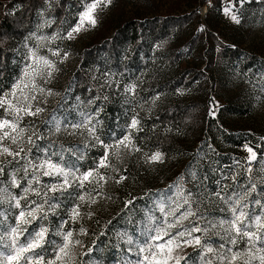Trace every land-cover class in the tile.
Masks as SVG:
<instances>
[{"label": "trees", "instance_id": "1", "mask_svg": "<svg viewBox=\"0 0 264 264\" xmlns=\"http://www.w3.org/2000/svg\"><path fill=\"white\" fill-rule=\"evenodd\" d=\"M207 1L211 3L206 11L205 30L189 32L190 23L201 17L200 10L192 8L190 14L183 16L125 22L111 35L108 33L84 49L74 73L72 92L83 112L94 116V137L99 139L83 150L80 160L72 157L70 162L66 158L63 162L81 174L100 169L106 146L130 133L141 152L162 154L160 168L184 159L187 178H192L195 191L206 196L210 211L217 216H222L225 205L216 204L215 199L219 198L214 193L221 192L226 199L235 198L249 186V179L257 190L249 194L248 209L256 206L252 201L261 202L264 176L258 178L263 181L259 184L256 174L264 168V123L252 129L236 128L234 123L251 115L256 95L264 92L263 52H259V44L247 50L241 44L219 41L211 22L222 12L223 0L202 3ZM89 2L0 0V97L18 79L22 68L20 46L34 30L40 11L50 3L47 15L54 22L49 32L66 34ZM247 4L264 16V0ZM203 65L204 70L200 69ZM100 74L110 76L109 89L101 87ZM124 87L134 91L125 96L121 91ZM155 97L159 98L156 108L147 114L137 112L139 104ZM216 99L222 104L218 105ZM134 118L139 127L131 133ZM48 143L44 142L47 149ZM55 145L49 148L50 152L54 153V160H61V150ZM246 146L256 153L249 174L247 167L251 161ZM149 175L147 182L154 178ZM123 176V185L111 195V217L84 227L86 260L99 264L119 261L121 228L127 224L134 227L150 210L155 188H147L130 169H125ZM50 200L56 208L48 216L49 232L40 249L45 258L55 252V227L63 223L62 213L68 207L66 200L55 195ZM129 200L131 204L127 203Z\"/></svg>", "mask_w": 264, "mask_h": 264}, {"label": "rangeland", "instance_id": "2", "mask_svg": "<svg viewBox=\"0 0 264 264\" xmlns=\"http://www.w3.org/2000/svg\"><path fill=\"white\" fill-rule=\"evenodd\" d=\"M251 0H244V3H239L238 0H223L222 12L218 17L215 16L212 20V26L216 28V33L218 35L219 41L226 42L228 44L236 45L241 44L243 48L251 50L253 46L258 45L259 52H263L264 56V16L261 13L251 10L247 5ZM210 1L205 4L202 0H112V3L108 7H100L95 10L93 15L96 18V25L93 27L87 22L81 28L79 33H73L72 39H67L66 34L62 31L54 32L53 34L49 32L52 27L54 18L47 15V11L50 9V3L47 4V9L40 11L38 14L37 23L34 30L27 38L22 42L20 46V57L22 68L18 79L12 85L11 89L7 94H10L13 86L18 83V81L23 77L25 68L32 63L30 59L31 53L36 52L38 56H48L50 59L57 61L58 71L54 73V78L49 80L48 83L43 84L46 89H51L53 94L47 95L39 98L40 106L44 109L42 113L37 116H24L21 121V125L30 126V130L37 133V136L33 137L34 144L28 145L26 147L31 148V152L28 154L29 158H32L34 162L44 160L46 157L50 158L53 162H59L61 167L65 170H70L69 180L70 186L58 191H50L49 189L53 184L59 185L62 183L63 177L52 174L45 176L42 174V170H37L35 175L38 177L39 182H33L32 187L39 191L38 196L35 192H29L25 199L21 200V207H15L14 201L12 203L4 202L0 204V236L3 237V241L0 242V264H8V261L4 259V255L10 249L4 247V243L11 244V237L8 235V231L11 226L19 225L18 232L19 236L17 238L18 244L25 242L28 238L29 233L35 234L39 232L41 228L46 229L44 235V240L41 243L40 248L34 249L35 252L40 253V249L43 247V243L47 238L49 232V226L47 224L48 216L54 213L55 206L50 200V197L55 195L56 197L66 200L68 207L62 213L64 216L63 223L55 227V235L57 236V241L54 242L55 250L57 245L62 242V236L60 233L72 230L74 237L83 242L85 235L79 234V229L81 227L92 225H98L102 220L110 218L112 213V198L111 195L117 192L118 188L123 185L122 182L116 183L115 177L118 175H123L125 169H130L132 173L139 176L141 183L146 184L147 188L154 187V198L150 206V210H146L143 214L142 219H140L134 227L127 224L126 227L121 228L118 240L119 248V261L114 264H137L138 261H143L145 253L140 252L141 247H145V240L147 239L149 243H152L149 238V233L147 229L152 226L153 220L159 221L162 219V213L159 211L161 204H171L173 199H176L177 185L184 189L185 195L189 192L192 193V208L197 213L196 217H189L187 220L183 221L185 227L189 226L193 220H195L203 229H207L201 233H196L195 235H200L202 237L201 243L208 242V246L217 247L219 243H223L221 237L224 235V231L220 227H211L212 223H217L222 218H231V212L225 211L228 205L221 199L215 202L225 205L222 216H217L213 210L210 211V207L207 204V199L204 194L199 191H195L192 185V178H187L186 171V161L184 159H179L175 163L170 165L159 167L158 165L162 162H148V156L153 153H143L141 151L130 150V148H125L123 145L117 147L118 140L113 143L111 148H107L106 152L108 155V163L110 167H100V169L94 170V177L97 174L104 175L108 177L107 182L101 181L102 187L96 183L84 182L83 187L78 186V181H73L72 172H75L77 176L81 175L78 169L71 168L67 162H63L64 158L71 161L70 159L80 160L83 156V150L94 143L96 137L88 134L84 129H73L71 125L79 123L85 120L86 117L91 118V124L94 125V116L89 112H83L80 107V101L78 98L73 97V85H74V73L81 64V54L96 41L100 40L112 33L114 29L125 22L131 20L134 21H144L148 18L156 17H175L190 14V11L195 8L199 9L201 12V17L195 19L190 23L189 32H195L196 30H205L207 27V9L210 6ZM86 7V6H85ZM232 8V12L237 15L239 23H235L230 19V16L226 15L224 12L225 8ZM85 10V8H84ZM83 10V11H84ZM80 13L78 14L77 20L72 27L67 31L71 30L75 25L79 23ZM211 26V27H212ZM212 27V28H213ZM59 49L61 56L65 52L68 53V58L60 62L59 57L51 55L52 50ZM201 63V62H200ZM204 63V62H203ZM200 65V64H199ZM198 65V66H199ZM203 65L200 69L204 70ZM99 82L101 87L109 89L112 86V80L110 76L100 74ZM42 83V82H41ZM127 87H124V95L130 93L127 91ZM17 96H19V90H17ZM159 98L155 97L148 101L146 104H139L137 107V112L139 114H147V112L152 111L156 108V104ZM38 101V102H39ZM215 102L221 105L222 102L216 99ZM256 105L254 111L247 118L239 119V121L234 123V127H244V128H257L264 123V92L256 95L255 99ZM36 102H34L35 105ZM13 119V114L11 112H5L3 108H0V119ZM136 119V118H135ZM59 125L60 131H56V126ZM139 127L133 129L130 127V132L136 131ZM125 136L131 137V143L135 146L134 138L131 134H126ZM44 142L48 143V149L44 146ZM4 143L7 145L9 141L5 140ZM57 146L61 150V160H54L53 155L49 148H54ZM15 147V145H10ZM136 147V146H135ZM69 159H68V158ZM163 157V156H162ZM7 160H11L10 157H0V165L4 166V174H0V186H7L11 183V176L13 173L16 174L17 179L20 182L21 187L16 188L11 187L13 193H18L23 196L22 188L27 185V180L32 178L33 170L29 167L28 175L25 176L22 165L27 163V160L12 161V163H6ZM163 160V158H162ZM255 160V159H254ZM250 160V165L252 169V161ZM247 167V169L249 168ZM93 171V170H91ZM249 174V172L247 171ZM151 174V175H149ZM146 175L154 176L153 179H149ZM141 176V177H140ZM261 176H264V168H261L257 174V181L263 184L261 181ZM21 177H24L21 179ZM181 177H183L181 179ZM93 178H90V180ZM99 192L101 195H96ZM46 193V196L44 195ZM77 194H82L85 196V201H80L77 198ZM89 194L95 197L96 203L89 205L88 198ZM236 198V197H235ZM234 197L232 199H235ZM47 201V202H45ZM35 202V203H33ZM246 202V201H245ZM36 204L41 205L43 211L36 213V219H32L30 223L21 224L16 220L17 214L23 209L27 211L26 206L36 207ZM80 205L81 216L73 221L70 219L71 208L75 205ZM261 204H264V198L261 200ZM260 206L256 204L253 210L245 209L246 212L252 211L256 213L264 212V209L260 207V211L257 210ZM167 210V209H166ZM91 211L93 216L88 218L84 213ZM31 219V218H29ZM67 221V223H65ZM21 229H23L21 231ZM175 231V229H173ZM154 235V233H153ZM246 239V238H245ZM243 246V243L240 245ZM86 248L84 245H76L72 249L73 264H99L94 260H86L84 255L86 254ZM179 255L183 256L185 259L180 261V264H201V256L197 253H201L199 247L194 246H182L177 249ZM25 256H32V252L24 254ZM54 255V253H53ZM203 255V253H201ZM211 255V254H208ZM45 258V257H44ZM50 258V257H49ZM48 258L41 261V264H46ZM19 264H36L35 258L31 261L21 259Z\"/></svg>", "mask_w": 264, "mask_h": 264}, {"label": "snow or ice", "instance_id": "3", "mask_svg": "<svg viewBox=\"0 0 264 264\" xmlns=\"http://www.w3.org/2000/svg\"><path fill=\"white\" fill-rule=\"evenodd\" d=\"M238 2L242 4L244 0H238ZM111 3L112 0H90L85 10L80 13L79 23L67 32L66 38L72 39L73 33H79L85 22L94 27L96 25V18L93 15L95 10L100 7H108ZM224 12L230 16L233 22L237 24L240 22L237 15L232 12L231 7L225 8ZM51 55L59 57L60 62L68 58V53L65 52L61 56L59 49L52 50ZM30 59L32 63L25 68L23 77L13 86L11 93L0 97V108H3L5 112L13 114L12 120L6 118L0 119V157H10L11 160H7L6 163H12V161L19 162L26 159L27 163L22 165L25 176L28 175L29 167L33 170L32 178L28 179L27 185L22 188L23 196L11 191L12 186L16 188L21 187L15 173L11 176L10 184L0 186V204L6 201L9 203L14 201L17 208L21 207V200L25 199L29 192H35L38 196L40 195L39 191L32 187L34 181L39 182L38 177L35 175L37 170H42V174L45 176L56 174L63 177L59 187L53 184L49 189L50 191L61 190L66 186H70L71 183L69 180L70 170H65L64 167L60 166L59 162H53L47 157L44 160L34 162L28 156L31 148L26 146L34 144L33 137L37 136V133L34 129L30 130V126L28 125L22 126L21 121L24 116H37L44 111L40 106V102L43 101H39V98L45 94L50 96L53 92L51 89L44 88L43 84L48 83L49 80L54 78V73L59 70L57 61L50 59L48 56H38L36 52H32ZM17 90H19V96H17ZM127 91H134V88L129 87ZM34 102H36L35 105ZM138 124L139 121L134 118L131 121L130 127L135 129ZM71 127L73 129H84L88 134L95 136V126L91 124L90 117H86L85 120L73 124ZM56 131H60L59 125L56 126ZM96 139L98 140L99 138L96 137ZM5 140L9 141V144L6 145L4 143ZM10 145H15V147L13 148ZM120 145L130 148V150L140 151L138 147L132 145L130 136H124L118 142L117 147ZM106 147L111 148L112 146ZM247 151L250 153V160H254L256 153L250 147H247ZM162 158L160 152H155L148 156L147 159L149 163H154L162 161ZM110 166L106 153L99 161V167ZM4 171V166L0 165V174H4ZM247 171L251 173V167ZM71 175L73 181H78L79 187H83L85 181L96 183L102 187L100 182H107L108 179V177L99 174H97V177H94V170L87 171L79 176L75 172H72ZM23 178L21 177V179ZM90 178L93 179L90 180ZM114 179L116 183H120L126 177L118 175ZM176 187L177 198L173 199L171 204L160 205L159 211L162 213V219L159 221L153 220L152 226L147 229L152 243H149L147 239L145 240L146 246L140 248V252L145 253V255L143 261H138L137 264H180V261L185 258L178 254L177 249H180L182 246L199 247L201 253H203V255L197 253L198 256H201V264H264V212L245 211L249 206L245 201L248 200L251 192L257 190V185L252 183L251 179H249V186L245 188L243 194H237L235 199H231V197L226 199L221 192L214 193V195L228 205L225 211H230L232 214L230 219L225 217L217 223L211 224V227H220L224 231V235L221 237L223 243H219L215 249L208 246L207 241L202 244V237L195 235L207 229L201 228L195 220L187 227L183 225V221L189 217H196L197 213L192 208V193L189 192L185 195L184 189L179 184ZM260 191L264 193V188H261ZM44 195L46 196V193ZM96 195H101V193L97 192ZM77 198L80 201H85V196L82 194H77ZM252 202L264 209V204H261L260 200ZM88 203L89 205L96 203L95 197L91 194H89ZM127 203L131 204L132 201L129 200ZM26 207L27 211L22 209L16 216V220L21 224L30 223L32 219H36V213L43 211V208L39 204H36L34 208L31 206ZM84 215L91 218L93 213L87 211ZM80 216V205L77 204L71 208L70 219L76 221ZM18 227L19 225L11 226L8 231V235L12 239L11 244L4 243L3 245L10 249L6 254H3L4 259L8 261V264H19L21 259L31 261L35 258L36 264H41V261H44L45 258L42 254L35 252L34 249L41 247L47 230L41 228L34 235L33 233H29L25 242L18 244ZM79 234L87 235V229L81 227ZM60 235L62 236V242L57 245L54 255L47 259L46 264H73L72 249L76 245L82 246L83 244L81 240L74 237L72 230L60 233ZM2 241L3 237L0 236V242ZM241 243H243L242 247L240 246ZM28 252H32V256L24 255ZM185 264H187L186 260Z\"/></svg>", "mask_w": 264, "mask_h": 264}]
</instances>
